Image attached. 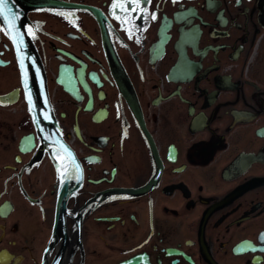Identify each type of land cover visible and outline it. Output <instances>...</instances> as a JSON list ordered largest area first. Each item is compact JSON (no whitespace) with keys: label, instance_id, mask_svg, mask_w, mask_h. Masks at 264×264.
<instances>
[{"label":"flooded vegetation","instance_id":"1","mask_svg":"<svg viewBox=\"0 0 264 264\" xmlns=\"http://www.w3.org/2000/svg\"><path fill=\"white\" fill-rule=\"evenodd\" d=\"M113 2L0 18V264H264V0Z\"/></svg>","mask_w":264,"mask_h":264},{"label":"snow or ice","instance_id":"2","mask_svg":"<svg viewBox=\"0 0 264 264\" xmlns=\"http://www.w3.org/2000/svg\"><path fill=\"white\" fill-rule=\"evenodd\" d=\"M9 0H0V18L3 19V21L6 24L12 23L13 21H15L16 19H18V14L16 13H11L10 9L7 8V4H8ZM150 2V0H124V3H126L127 5H129V7L125 8V7H121V10L125 13V17L131 18L132 14L134 12H138V15L140 17H146L147 15V10L146 7H141L142 4H146ZM177 0H173V3H176ZM120 3V0H114L112 7L116 8L117 4ZM8 13V14H6ZM119 18V17H118ZM155 14H152L151 19H155ZM130 22V20H129ZM13 28H14V24H13ZM6 34H8V32H6ZM131 38V35L130 37ZM16 39H21L22 42V38L17 37L13 40L14 43H16ZM139 42V41H137ZM19 51L20 49H17L18 52V59H19ZM21 64L23 65V61H20ZM37 75H39V73H37ZM25 87L27 88V82L25 81ZM29 111L32 112L33 111V107L31 104V98L29 97ZM46 119L48 118L47 116L45 117ZM37 122L38 121H35ZM65 151H67V149H65ZM59 171V169H58ZM261 239L264 240V234H261Z\"/></svg>","mask_w":264,"mask_h":264},{"label":"water","instance_id":"3","mask_svg":"<svg viewBox=\"0 0 264 264\" xmlns=\"http://www.w3.org/2000/svg\"><path fill=\"white\" fill-rule=\"evenodd\" d=\"M23 3H25V2H23ZM8 5H9V2H8V4H7V8H8ZM29 6V5H28ZM32 6H29V7H25L21 12H23V13H25L29 8H31ZM9 9V8H8ZM13 12H19V11H16V9H13ZM6 14H8V13H6ZM13 24H14V28H13ZM9 25H10V28H13L15 31L17 30L18 31V28H21L22 27V25H21V23H20V26L19 27H17L18 26V24L15 22V21H13L12 23H9ZM17 44V46L19 47V49H20V55H19V61H23V65L21 64V68H22V72L23 73H25V69H26V66H25V63L29 60V56L27 55V48L26 49H24V47L25 46H27L28 45V42H26V43H21V42H18V43H16ZM24 51V52H23ZM21 63V62H20ZM41 83H43L42 81H41Z\"/></svg>","mask_w":264,"mask_h":264}]
</instances>
